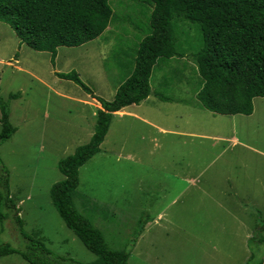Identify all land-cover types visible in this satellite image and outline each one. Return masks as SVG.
<instances>
[{"label": "rangeland", "instance_id": "obj_1", "mask_svg": "<svg viewBox=\"0 0 264 264\" xmlns=\"http://www.w3.org/2000/svg\"><path fill=\"white\" fill-rule=\"evenodd\" d=\"M143 2L110 0L118 19L90 42L58 47L54 61L0 22V96L20 94L9 101L16 132L0 145V160L9 170V192L23 223L20 231L11 217L0 222V244L23 251L28 238H38L58 256L84 263L96 258L65 226L49 191L63 178L58 161L90 140L100 104L56 73L75 72L94 95L112 100L148 29L150 7ZM137 23L141 32L134 28ZM188 32L190 38L198 33L195 27ZM195 69L188 51L182 59L161 62L151 75L154 95L123 110V116L114 113L100 152L79 169L77 192L96 210L83 209L82 198L76 208L93 220L110 247L128 245V264H247L251 253L249 264L261 258L264 264V245H249L256 224L264 222V98L254 99L249 116L208 112L198 106ZM133 112L139 113L136 119L124 115ZM180 133L207 137L188 141L193 139ZM188 162L195 187L184 190L187 185L174 175L185 174ZM138 190L146 191L141 205L126 210L127 199ZM175 197L176 204L163 210ZM160 208L158 222L144 228L131 246L140 213L148 225ZM0 264L28 263L11 254Z\"/></svg>", "mask_w": 264, "mask_h": 264}, {"label": "trees", "instance_id": "obj_2", "mask_svg": "<svg viewBox=\"0 0 264 264\" xmlns=\"http://www.w3.org/2000/svg\"><path fill=\"white\" fill-rule=\"evenodd\" d=\"M143 1L147 8L150 7L146 11L148 29L138 41L130 74L119 85L112 100L94 95L75 72L56 73L59 78L74 81L100 104L90 140L76 147L72 155L58 161L63 178L49 191L52 205L65 226L96 258L84 263L58 256L38 238H28L29 244L23 251L0 244V258L19 254L28 264H128L131 256L128 245L122 249L110 247L93 220L76 208L75 201L84 197L77 192L79 169L100 152L114 113L138 105L154 94L151 75L161 62L182 59L186 51L190 52L199 77L198 106L213 114L249 116L253 113L254 99L264 98V0ZM141 6L145 7L142 3ZM116 19L110 0H0V22L9 24L21 43L36 51L50 53L52 61L58 47H77L90 42L102 35ZM130 19L126 16L125 23ZM193 27L198 33L190 38L188 31ZM134 28L141 32L139 24ZM180 32L182 36L186 33V38L178 37ZM155 94L163 101H171ZM19 95L10 94L6 100L0 96V145L16 132V127L9 121V101ZM139 200L140 197L136 199V205H141ZM83 205L89 212L96 210L93 207L96 204L87 199H83ZM19 211L9 192V170L0 160V222L11 217L22 231ZM143 216L140 213L137 219L138 229L131 246L146 227ZM103 217L107 222L106 215ZM263 232L264 222L261 221L256 224L249 245H264ZM253 259L251 253L247 264ZM262 262L263 258L253 264Z\"/></svg>", "mask_w": 264, "mask_h": 264}, {"label": "crops", "instance_id": "obj_3", "mask_svg": "<svg viewBox=\"0 0 264 264\" xmlns=\"http://www.w3.org/2000/svg\"><path fill=\"white\" fill-rule=\"evenodd\" d=\"M154 95V94H153ZM152 95V96H153ZM150 96V95H149ZM154 98V97H153ZM254 102V101H253ZM132 106V105H131ZM127 108H129V107H125V108H123V109H121L120 111H118V112H116V114L117 115H120V116H123V113H122V111L123 110H125V109H127ZM131 108V107H130ZM254 110V109H253ZM122 113V114H121ZM124 115H127V117H129V115H131V117H133V118H135V117H137L138 115H139V113H137V112H133L132 114H124ZM233 116H236V115H233ZM115 117V116H114ZM121 118H123V117H121ZM136 119V118H135ZM138 120H140V119H138ZM141 121H143L144 123H146L147 125H149L150 126V122L149 121H147V119H145L144 118V120H141ZM158 129H160V128H158ZM161 130V129H160ZM163 130V129H162ZM163 131H167V130H163ZM163 131H161V132H163ZM168 131H170V130H168ZM179 133V132H178ZM175 134H177V133H175ZM180 134H183V135H185V137H188L189 136V138H192L193 140H188V141H194V140H197V139H200V140H204V139H206V137L204 136V137H202L201 136V134H197V135H195V134H192V133H180ZM198 136V137H197ZM208 139V138H207ZM187 141V142H188ZM210 141V140H209ZM186 165V169L184 170L183 169V171H185V174H183L182 173V175H180L179 177H178V175H174V177L175 178H177V179H180L182 182H184L187 186L185 187V189L184 190H191V189H193L194 187H195V184L193 185L192 184V181H194V177L193 176H189L188 175V173H189V171H190V165H189V162L188 163H186L185 164ZM190 173H193V171H190ZM199 175H200V173H199ZM198 175V176H199ZM183 176V177H182ZM195 176V175H194ZM195 178H196V176H195ZM184 190L182 191V192H184ZM142 192V190H138V192H135L134 194L136 195V193H137V196H133L132 198H128L127 199V206L125 207V209L126 210H131V209H133V207H134V205H136V199H138V197H140L141 198V196L143 195V194H145L146 193V191L144 192V193H142L141 195L139 194V193H141ZM178 199V197H175V198H173V200H171V202L170 203H168V205H166L165 207H164V209L163 210H165L169 205H173V204H176V200ZM156 202H159L160 200H161V191H158L157 192V194H155V199H154ZM183 204H186V203H183ZM216 208H221V205L219 204V206L217 205L216 206ZM162 208H160V209H158L159 211H158V213L155 215L156 217H155V219H153L152 221H150V224H148V225H145L146 227L147 226H149V225H151V224H155V223H157L158 222V218H160V217H158V215H159V213H160V210H161ZM163 210H161V211H163ZM131 216L133 217V215L131 214ZM139 217V216H138ZM138 217H137V219H138ZM136 220V219H135ZM145 227V228H146Z\"/></svg>", "mask_w": 264, "mask_h": 264}, {"label": "bare ground", "instance_id": "obj_4", "mask_svg": "<svg viewBox=\"0 0 264 264\" xmlns=\"http://www.w3.org/2000/svg\"><path fill=\"white\" fill-rule=\"evenodd\" d=\"M122 114V113H121Z\"/></svg>", "mask_w": 264, "mask_h": 264}]
</instances>
